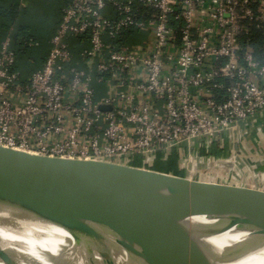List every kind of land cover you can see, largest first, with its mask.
Instances as JSON below:
<instances>
[{"label":"built area","instance_id":"2783aa9c","mask_svg":"<svg viewBox=\"0 0 264 264\" xmlns=\"http://www.w3.org/2000/svg\"><path fill=\"white\" fill-rule=\"evenodd\" d=\"M14 35L0 42L1 147L127 168L179 151L190 180L207 169L200 182L264 192L251 147L264 133V0H72L28 79Z\"/></svg>","mask_w":264,"mask_h":264},{"label":"water","instance_id":"95a60500","mask_svg":"<svg viewBox=\"0 0 264 264\" xmlns=\"http://www.w3.org/2000/svg\"><path fill=\"white\" fill-rule=\"evenodd\" d=\"M184 222L264 256L263 193L0 146V264H7L4 241L44 242L47 227L60 245L98 261L177 264L163 241L171 225Z\"/></svg>","mask_w":264,"mask_h":264},{"label":"bare ground","instance_id":"6f19581e","mask_svg":"<svg viewBox=\"0 0 264 264\" xmlns=\"http://www.w3.org/2000/svg\"><path fill=\"white\" fill-rule=\"evenodd\" d=\"M46 235L44 242L4 241V260L7 264H109L92 259L71 245H60L57 233L50 227ZM163 245L177 264H264V256L248 255L228 237L193 222L171 225Z\"/></svg>","mask_w":264,"mask_h":264},{"label":"crops","instance_id":"0c3cea01","mask_svg":"<svg viewBox=\"0 0 264 264\" xmlns=\"http://www.w3.org/2000/svg\"><path fill=\"white\" fill-rule=\"evenodd\" d=\"M72 0H0V42L11 29L14 31V36L17 33L23 37H31L36 41V46L28 48L25 55L19 56L15 69L20 71L24 79L42 68L43 63L50 52V40L54 36L57 27L61 21L62 9ZM18 43V42H17ZM13 45L16 48L17 44ZM257 125L264 126V114L258 117ZM255 124V123H254ZM250 124V126L254 125ZM254 144H251L253 150L264 156V133L260 136L253 137ZM250 147V149H251ZM230 151L214 147L211 151L213 156H227ZM183 153L173 151L169 158L159 159L153 167H144L140 161H136L132 168L136 170H145L151 174H157L175 181H191L194 183L208 184L215 186H224L227 188H236L226 183H211V178L200 182L198 171L193 180H190V175L184 169L182 162ZM207 168V167H206ZM211 169V168H210ZM200 170V168H199ZM256 192L258 189L255 190ZM259 193H261L259 191ZM264 194V192H262Z\"/></svg>","mask_w":264,"mask_h":264},{"label":"trees","instance_id":"16d2710c","mask_svg":"<svg viewBox=\"0 0 264 264\" xmlns=\"http://www.w3.org/2000/svg\"><path fill=\"white\" fill-rule=\"evenodd\" d=\"M22 37L23 36L21 34L17 33L15 36V43H17V41ZM261 40H262L261 36L259 34L255 33V35L252 38V43H251L252 46L257 47V46L261 45ZM14 49L16 50L17 59L19 58V56L25 55L28 52V48H23V45H20V44H18L17 47Z\"/></svg>","mask_w":264,"mask_h":264},{"label":"rangeland","instance_id":"374dc122","mask_svg":"<svg viewBox=\"0 0 264 264\" xmlns=\"http://www.w3.org/2000/svg\"><path fill=\"white\" fill-rule=\"evenodd\" d=\"M263 183V182H262ZM247 190H250V189H247ZM260 190H258L257 192H259ZM262 193V191H260Z\"/></svg>","mask_w":264,"mask_h":264}]
</instances>
